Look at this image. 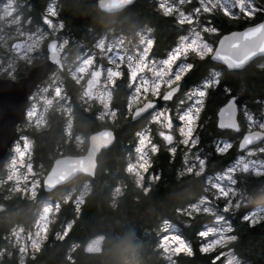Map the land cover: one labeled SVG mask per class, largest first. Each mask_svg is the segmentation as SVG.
Masks as SVG:
<instances>
[{
  "label": "trees",
  "instance_id": "trees-1",
  "mask_svg": "<svg viewBox=\"0 0 264 264\" xmlns=\"http://www.w3.org/2000/svg\"><path fill=\"white\" fill-rule=\"evenodd\" d=\"M18 1L23 4L24 18L32 17L30 27L41 23L42 15L47 13L49 4L54 1L55 15L50 17L59 22V35L67 40L68 60L93 50L96 41L106 34L130 40L137 39V34L145 29L150 31L151 39L155 41L150 55L163 59L177 44L179 37L187 34L189 27L186 23L178 24L174 14L162 15L157 7L159 0H137L114 14L101 11L98 0ZM196 2L198 0H189L187 10ZM256 4L264 8V0H256ZM202 18L205 25L218 29L212 40L216 44L222 35L260 22L264 11L253 18H237L225 16L222 10L214 9L202 14ZM129 44L132 45L130 41ZM5 52L0 42V54ZM41 61V58L36 59L33 64ZM188 62L195 65V70L183 79L182 93L198 86L213 69L222 73L220 84L210 88L205 98V107L199 118L198 144L190 149L192 155L198 154L206 159L205 172L200 177L181 175L186 147L174 145L176 152L171 154L168 151L170 146L157 137L155 123L148 124L150 117L132 120L129 96L133 89L129 86L126 71L115 79L111 88L110 107L115 112V119L110 120L108 113L102 119L99 107L86 103L82 97V85L65 65L61 78L69 96L70 111L51 109L44 127L30 129L34 164L41 165L46 172L60 154L84 153L90 134L103 128L113 129L116 140L99 155L95 178L80 175L51 193L40 188L35 197L21 192L10 194L0 184V264H168L159 239L165 233L164 221L175 226L192 247L191 256L183 252L175 256L177 264H213L211 257L218 251L200 252L203 238L197 234L213 222V212L194 213L192 217H187L176 211L180 207L187 208L189 203L197 202L203 195L217 203L214 212L225 215L232 223L234 230L231 234L237 236V240L230 245L233 254L243 264H264V221L249 225L241 220L246 212L264 207V174L239 172L236 188L242 192L244 200L239 207L227 213L223 210L225 200L212 196L215 190L208 180V177L225 171L236 161L239 138L247 130L245 112L258 114L264 107V57L241 71H230L213 61L211 56L200 59L191 55ZM29 67L26 62L22 63L16 76L25 75ZM225 86L231 88V93L223 92ZM233 95L237 96L240 106L239 132L221 130L217 126L219 108ZM146 124L153 142L158 145L156 153L150 152L146 174L158 178L152 181L146 178L139 183L128 169V164L130 152L135 151V133L144 130ZM79 138L85 139L82 148L77 144ZM224 142H229L231 148L218 154L215 147ZM257 157L264 160V152H259ZM86 185L88 188L85 189ZM69 195L71 198L66 201L63 197ZM81 195L84 197L81 198ZM47 202L60 203L46 239L36 252L23 258L10 243V233L18 226L33 228ZM97 237L103 238L101 249L89 250L87 244ZM116 245L126 247L127 251L123 255H113L112 249ZM221 261L215 264H221Z\"/></svg>",
  "mask_w": 264,
  "mask_h": 264
},
{
  "label": "rangeland",
  "instance_id": "rangeland-1",
  "mask_svg": "<svg viewBox=\"0 0 264 264\" xmlns=\"http://www.w3.org/2000/svg\"><path fill=\"white\" fill-rule=\"evenodd\" d=\"M168 2L170 4L175 3L178 9L183 10L186 13L192 12V10L196 7H200L199 0L193 7L190 8V10H187V2H189V0H186V2L184 3H180V0H178L177 2L174 0H168ZM205 2H207V0H205ZM252 4L257 9V11L250 18H253L262 9L256 4V0H252ZM22 7L23 4L18 0H0V42L6 51L5 53L0 54V76H5L13 79L16 78L17 70L20 68V65L22 63L26 62V64H29V66H31L34 60L39 58L44 59V43L47 38L53 37V34H55V32L58 30V27L60 26L58 21H55L50 17L52 12L49 11V9L51 8L52 11L55 12L54 1L49 4L47 13L45 15H42V17L47 16L48 19L52 21L51 24L45 23L41 18V23L38 26L30 27L29 25L32 22V17L24 18ZM232 11L239 13L238 8H233ZM204 13L206 12L201 9L199 21L194 20L192 25L186 23L189 27L188 32L185 35H189V29L195 27L201 31L202 38L208 40V42L212 43L213 46H215L212 40L218 32L209 33L207 31H204L205 24L202 22V19H204L202 18V14ZM174 15L176 14L174 13ZM233 17L245 18L248 16L240 13L239 15ZM147 37L151 38L150 31L148 29L140 31L137 34V39L130 40L126 39L124 36L106 34L96 41L95 48L93 50L86 51L85 54L76 56L71 60H68L69 54H67L66 47L67 40L65 38H62L63 40H60V51L64 53L65 65L68 66L71 70L73 78L82 85L83 99L88 105L92 104L96 107H99L100 117L102 119L106 118L105 116L107 113L110 115V120L115 119V112L110 107V93L113 82L120 76L119 71H117L116 69L119 68L122 73L126 71L128 76L129 64H132L137 69L140 68V65L137 64V61H139L143 55ZM129 41L132 43V45L129 44ZM151 48L149 49L146 61L157 62L158 66H160L159 61H161L162 59H156L152 57L150 55ZM191 55L195 56L194 54L190 53L186 58L181 57L180 59H178L173 65V68H175L176 65L180 63L181 59H186V61L188 62V57H190ZM129 57H131V61L129 60ZM148 66H151L150 63ZM109 68L113 69V71L109 72ZM210 74L208 76H210ZM140 76H144L149 80L153 79L152 73L148 70V67H146L143 72L138 73V77ZM90 82H92V84L90 87H88V84ZM201 84L202 82L199 85ZM166 87L168 88V86L164 84L161 85V94L165 92ZM188 91L189 90H186L183 93L181 92L174 100V102L161 103L162 105L157 108L169 109L173 118L174 127L171 131L174 135V140L171 145L167 144L164 141L162 142L170 147H174V145L178 144L186 147L184 149V153H188V163L190 165L194 162L198 163L194 160V157L198 154L192 155L191 150H189L187 146L180 142L182 138L177 130L180 122L178 119H176L177 106L179 105L181 109H183L191 103V101L187 100V97L185 96V93ZM158 98L159 97H152L151 93H148L147 95H144L142 93L140 96L137 94H132V98L129 101V111L131 112L133 108L142 104L147 99ZM31 100V105L27 111V119L24 123L21 124V132L18 136V140L10 149L11 155L7 160L4 170L0 173V184L4 186V188L10 194L21 192L22 194L28 195L30 197H35L38 193V190L42 188V180L47 171L45 172L44 168L41 165L36 166L33 162V140L29 136V128H42L47 123V114L51 109H57L66 112L70 111L69 96L64 88L60 71H57L55 74L51 75L48 80L44 81V83L41 84V86H39V88L31 96ZM149 113L150 112L146 113L143 116L150 117L151 113ZM249 114L253 115L255 123L249 126V122L247 121V130L260 129L259 124L264 122V107L258 114ZM245 120H247L246 116ZM155 125L157 137L159 138H161L158 134L160 131H169L160 124ZM27 129L29 130L27 131ZM260 130L264 131V129ZM198 132L199 119L196 121L194 136L198 137ZM150 135L152 139V134L150 133ZM84 140V138L78 139L77 144L80 148H82ZM261 147H264V142L259 148ZM259 148H253L254 151L251 154H249V150L239 152V155H237L236 157V161L241 156L244 157V162H247L248 160L264 161L261 158L257 157V154L260 152L258 151ZM147 150L148 156H150V146H148ZM137 157L138 153L136 151H134L133 153L130 152L128 169L134 174L136 180L139 183H143L146 178L149 181H152V177L154 176L151 174H146L148 173L147 162L143 159H137ZM235 162L229 167L233 166ZM226 170L216 175L210 176L213 178V182H215V177L217 175L226 174ZM249 171L253 172L252 169H249ZM239 172L244 171L242 170V168H237L235 172L231 173L234 179H236V176L239 174ZM222 183L226 186L236 188V185H230L227 180L222 181ZM86 188H88V185L85 186V189ZM237 192L238 194L236 197H230L234 202L233 208H237L235 207V200L240 199V204H242L244 200V195L242 194V192L238 189ZM83 197L84 195H81V198ZM63 198L67 201L71 198V196L69 195ZM209 201V206L215 209L217 207V203L211 198H209ZM59 203L60 202L45 203L41 209V213H39L38 215L37 222L33 228L18 226L10 233L9 241L12 246L16 247L19 250L21 257L25 258L28 254L36 252L41 247L43 241L46 239L47 232L51 226L50 223L53 219V215L56 213L57 208L59 207ZM215 213L216 212L212 213L214 215L213 222L207 227L216 226ZM171 226L177 234L182 235L175 226ZM206 239L207 238H203L202 242H206ZM171 243L173 242H169V246L171 245ZM102 244L103 238L97 237L92 239L86 247L89 250L96 251L101 249ZM216 250L219 252L221 249L217 248ZM164 254L166 256L168 264H177V259L175 257L177 253L164 250ZM1 256L2 254L0 252V258ZM226 257L227 253L222 260H225ZM241 264L243 263L241 262Z\"/></svg>",
  "mask_w": 264,
  "mask_h": 264
},
{
  "label": "snow or ice",
  "instance_id": "snow-or-ice-1",
  "mask_svg": "<svg viewBox=\"0 0 264 264\" xmlns=\"http://www.w3.org/2000/svg\"><path fill=\"white\" fill-rule=\"evenodd\" d=\"M184 2H186V0H180V3ZM199 3L200 7H196L192 12L188 13L178 9L175 3L170 4L168 0H160L157 7L164 16L173 15L175 13L176 21L180 25L185 23L192 25L194 20L199 21L201 9L207 13L212 12L213 9L219 8L223 11L224 15L228 17L237 16L240 13L251 17L257 11L252 4V0H207V2H205V0H199ZM233 8H238L239 13L233 12ZM49 11L55 15L51 8ZM261 11H264V9H261ZM42 20L47 24L52 23L47 16L42 17ZM204 31L215 33L218 29L205 25ZM189 33V35H181L179 37L178 43L168 51L167 57L159 61L160 66H158L157 62L146 61L149 49L155 43L154 39L146 38V46L143 50V55L141 59L137 61L140 68L137 69L132 64H129L128 80L129 86L133 89L132 94L140 96L142 93L144 95L151 93L152 97H160V99L165 102L172 100L174 94L180 90L181 83L186 75L195 70V65L191 62H187L186 59H181L180 63L176 65L175 68H173V65L178 59L181 57L186 58L190 53L200 59L210 55L211 59L223 62L230 70L239 69L257 53H264V23H258L242 32H232L229 35L222 36L215 47L212 43L208 42V40L202 38L201 31L197 28H190ZM129 60L131 61V57H129ZM149 63L151 65L150 67L148 66ZM146 67H148V70L152 73L153 79L151 80L144 76L138 77V73L143 72ZM116 70L119 71L120 76H123L119 68ZM108 71L111 72L113 69L109 68ZM221 79V71L214 69L210 76L203 79L201 85L191 88L185 93L187 100L191 101V103L183 109H181L179 105L177 106L176 119L180 122L177 130L182 138L180 142L187 146L189 150L198 144L199 138L194 136V129L196 127V121L199 119L200 113L205 107V98L209 94V89L219 85ZM162 84L168 86L169 89L163 94L160 93ZM231 91V88L227 86L223 89V92L226 94L231 93ZM132 94H130L129 99L132 98ZM156 104L157 101L155 99L146 100L142 107H137L133 110L132 118L134 120L142 118L141 114L146 113L148 109H152L148 124H160L165 129H168L169 131H160L158 134L164 142L171 145L174 140V135L171 131L174 127L171 112L167 108H157ZM236 113L237 97L229 96L227 103L219 108L218 116L220 119L217 126L239 131L240 125L236 122ZM245 116L249 122V126L255 123L253 115L245 112ZM259 128L264 129V122L259 124ZM135 135L137 137L135 145V151L138 153L137 159H143L149 166L150 161L147 148L150 146L151 152L156 153L158 151V145L152 142L147 124L144 130L137 131ZM262 136H264V132H249L243 136L239 143V148L244 149L246 145ZM230 148L231 144L224 142L222 145L217 144L215 151L218 154H222L227 152ZM168 151L171 154H175L176 148L169 147ZM253 151V149H249V154ZM258 151L264 152V147L259 148ZM184 156L185 167L181 175L194 174L196 177H200L205 172L206 159L197 155L194 157V160L198 163L194 162L189 165L188 153L185 152ZM237 168H242L244 172H248L249 169H252L256 174H264V161L248 160L244 162V157L241 156L233 166L226 170V174L217 175L215 177V182H213L212 177H208L211 188L215 190L212 196L225 200L223 206L225 213L233 209L234 202L230 197H236L238 192L237 188L226 186L222 181L227 180L230 185H236L237 181L233 178L231 173L235 172ZM152 178L157 179L158 177ZM240 202V199L235 200V207H239ZM209 203V196L203 195L199 197L197 202L189 203L187 208L180 207L177 208L176 211L178 213H183L187 217H192L194 213H212L214 212V208L210 207ZM241 220L247 222L249 225H255L258 222L264 221V208L246 212L241 216ZM215 221L216 226L207 227L197 233L199 237L207 238L206 242L201 243L200 252H215L217 248H220L221 250L211 257L213 264H215L216 261H221V258L225 257L226 253L227 257L225 260L221 261V264H241V261L233 254V249L230 246L232 242L237 240V236L231 234L234 230L232 223L225 218V215L218 212L215 213ZM163 227L165 234L159 238L161 247L165 251H173L177 254L183 252L191 256V244L185 240L182 235L177 234L168 221H164ZM169 242L173 243L169 246Z\"/></svg>",
  "mask_w": 264,
  "mask_h": 264
},
{
  "label": "water",
  "instance_id": "water-1",
  "mask_svg": "<svg viewBox=\"0 0 264 264\" xmlns=\"http://www.w3.org/2000/svg\"><path fill=\"white\" fill-rule=\"evenodd\" d=\"M136 1L137 0H130L129 3L123 4L122 0H98L97 5L101 11L114 14L122 11L123 9L132 5ZM258 23H264V19H262ZM258 23L249 25L240 30H233L222 36L229 35L232 32H242L249 27L255 26ZM219 39L217 44L219 43ZM47 51V59L40 64L32 66L28 73L22 76L19 80H12L11 78H0V172L3 170L6 164L10 148L18 138V126L24 121L26 117V112L30 100L29 96L36 90V88L41 84V82L45 81L52 74L54 70L59 69L63 71L65 68L63 53L59 51V40H50L47 43ZM261 57H264V53H257L254 57L250 58V60L247 61L244 66L239 69L232 70L228 69L226 64H224L223 62L216 61L213 59L212 60L222 64L230 71H241L248 65H250L252 62ZM91 84L92 82L88 84V87H90ZM181 89L182 84L180 90L176 94H174L173 99L169 102L174 100L175 96L180 93ZM145 102L146 101H144V103ZM143 104L137 107H142ZM158 104L159 102L157 101L156 107L158 106ZM151 111L152 109H148L146 110V113ZM146 113L141 114V116L145 115ZM239 113L240 106L238 104L237 98V113L235 119L236 122L240 125ZM139 119L140 118H137L135 120ZM219 119L220 117L217 113V125ZM132 120L135 121L133 118ZM220 129L238 132L227 127ZM240 129L241 126L239 128V131ZM249 132L264 131L260 129L245 131L238 141L237 150L239 152H243L253 147H256L264 141V136H262L257 138L256 140H253L250 144L246 145L244 149H240V141L242 140L243 136L248 134ZM115 140L116 136L114 130L108 127L103 128L99 131L90 134V136L88 137L87 149L84 153L61 154L56 157L42 180V189L44 190V192L51 193L56 189L69 184L80 175L95 178L98 168L99 155L103 150H106L111 147L114 144Z\"/></svg>",
  "mask_w": 264,
  "mask_h": 264
},
{
  "label": "flooded vegetation",
  "instance_id": "flooded-vegetation-1",
  "mask_svg": "<svg viewBox=\"0 0 264 264\" xmlns=\"http://www.w3.org/2000/svg\"><path fill=\"white\" fill-rule=\"evenodd\" d=\"M53 38H57L58 40H60V35H59V30H57L56 32H55V34H53V37H49V38H47L46 39V41H45V43H44V48H43V54H44V60L47 58V48H46V42L48 41V40H50V39H53ZM43 60V61H44ZM58 70H55L53 73H52V75L53 74H55L56 72H57ZM19 78H21V77H17L16 76V78L14 79V80H18ZM13 79V78H12ZM44 83V82H43ZM42 83V84H43ZM41 86V85H40ZM38 88H39V86H38ZM37 88V89H38ZM36 89V90H37ZM35 90V91H36ZM34 94V93H33ZM32 94V95H33ZM31 102H32V100H31V98H30V104H29V107H30V105H31ZM162 104H159V107L161 106ZM26 121V119L24 120V122ZM23 122V123H24ZM20 126H21V124L18 126V131H19V134H20V132H21V129H20ZM44 127V126H43ZM29 129H31V128H29ZM29 129H27V131L29 130Z\"/></svg>",
  "mask_w": 264,
  "mask_h": 264
},
{
  "label": "clouds",
  "instance_id": "clouds-1",
  "mask_svg": "<svg viewBox=\"0 0 264 264\" xmlns=\"http://www.w3.org/2000/svg\"><path fill=\"white\" fill-rule=\"evenodd\" d=\"M130 0H122V3L123 4H127L129 3ZM147 191V189L145 190ZM127 251V248L126 247H123L121 245H116L113 249H112V252H113V255H123V253Z\"/></svg>",
  "mask_w": 264,
  "mask_h": 264
}]
</instances>
